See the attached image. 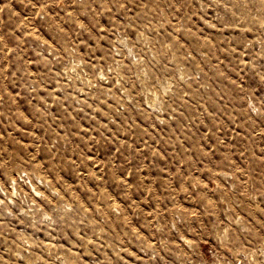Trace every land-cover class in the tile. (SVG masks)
<instances>
[{"label": "rangeland", "instance_id": "374dc122", "mask_svg": "<svg viewBox=\"0 0 264 264\" xmlns=\"http://www.w3.org/2000/svg\"><path fill=\"white\" fill-rule=\"evenodd\" d=\"M0 264H264V0H0Z\"/></svg>", "mask_w": 264, "mask_h": 264}, {"label": "bare ground", "instance_id": "6f19581e", "mask_svg": "<svg viewBox=\"0 0 264 264\" xmlns=\"http://www.w3.org/2000/svg\"><path fill=\"white\" fill-rule=\"evenodd\" d=\"M108 67V66H107Z\"/></svg>", "mask_w": 264, "mask_h": 264}]
</instances>
